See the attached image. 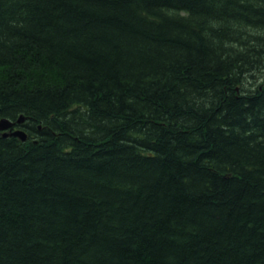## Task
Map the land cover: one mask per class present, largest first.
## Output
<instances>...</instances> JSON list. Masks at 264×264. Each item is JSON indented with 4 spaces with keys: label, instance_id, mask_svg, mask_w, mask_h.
Listing matches in <instances>:
<instances>
[{
    "label": "trees",
    "instance_id": "16d2710c",
    "mask_svg": "<svg viewBox=\"0 0 264 264\" xmlns=\"http://www.w3.org/2000/svg\"><path fill=\"white\" fill-rule=\"evenodd\" d=\"M262 69L264 0H0V264H264Z\"/></svg>",
    "mask_w": 264,
    "mask_h": 264
},
{
    "label": "water",
    "instance_id": "95a60500",
    "mask_svg": "<svg viewBox=\"0 0 264 264\" xmlns=\"http://www.w3.org/2000/svg\"><path fill=\"white\" fill-rule=\"evenodd\" d=\"M25 118L23 116H20V118L17 120V122H13L8 118H1L0 119V131L4 132V136H7L9 134H13L14 136H17L21 138L23 141L27 139V133L22 128H17L15 130H12L14 126L18 124H22L24 122ZM12 133H10L11 131Z\"/></svg>",
    "mask_w": 264,
    "mask_h": 264
},
{
    "label": "rangeland",
    "instance_id": "374dc122",
    "mask_svg": "<svg viewBox=\"0 0 264 264\" xmlns=\"http://www.w3.org/2000/svg\"><path fill=\"white\" fill-rule=\"evenodd\" d=\"M259 75L262 76V78H264V70H263V72H259Z\"/></svg>",
    "mask_w": 264,
    "mask_h": 264
},
{
    "label": "bare ground",
    "instance_id": "6f19581e",
    "mask_svg": "<svg viewBox=\"0 0 264 264\" xmlns=\"http://www.w3.org/2000/svg\"><path fill=\"white\" fill-rule=\"evenodd\" d=\"M16 127V126H15Z\"/></svg>",
    "mask_w": 264,
    "mask_h": 264
}]
</instances>
